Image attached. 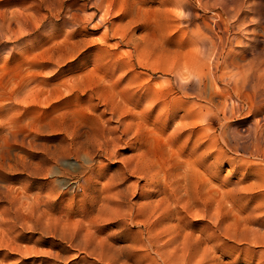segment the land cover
<instances>
[{
  "label": "rangeland",
  "instance_id": "obj_1",
  "mask_svg": "<svg viewBox=\"0 0 264 264\" xmlns=\"http://www.w3.org/2000/svg\"><path fill=\"white\" fill-rule=\"evenodd\" d=\"M185 1L0 0V242L29 252L0 246L4 264H264V0L180 90L166 66L186 70L193 31L227 17Z\"/></svg>",
  "mask_w": 264,
  "mask_h": 264
},
{
  "label": "bare ground",
  "instance_id": "obj_2",
  "mask_svg": "<svg viewBox=\"0 0 264 264\" xmlns=\"http://www.w3.org/2000/svg\"><path fill=\"white\" fill-rule=\"evenodd\" d=\"M103 0H99V2L101 3ZM180 1V0H179ZM183 1V4H181V9L184 8V2L186 3L185 0H181ZM207 1V0H206ZM197 3V2H196ZM187 4V3H186ZM224 7H223V11L224 13L226 14V18L220 13V14H216L215 16H213L211 18V24L210 23H205L206 25L204 26H207L205 28H208L209 26V31H211L213 34H214V37H208L207 35H201L198 33V30L197 28H195L197 31H193L192 33V45L194 43V45H196V48H195V54H193L194 58L193 60H191L192 62L185 66L184 69L186 70H183V69H178V66L179 65H168L166 66L165 70H169V72L173 73L174 74V77L176 79L177 82V88H179L180 90H186L189 85H190V82L191 80L193 79H196V77L198 78L199 80V83L202 85V82H203V78H204V74H206V72L210 73L211 75H213V68L218 70L220 69V62L219 61H216L214 62V57L217 59L220 58V55L224 54V48L226 46V43L228 42H232L230 41L231 39L226 35L229 30H230V24H235L237 27H241L245 24L246 22V18L243 16L244 14V11L242 10L243 7L242 5L244 4V0H223L222 3H221ZM199 5V4H198ZM208 4L205 2L203 4V6H207ZM232 5V7H230ZM191 6V5H190ZM201 6V5H200ZM246 6V5H245ZM249 6V5H248ZM211 7V6H210ZM247 7V6H246ZM212 8V7H211ZM208 9V8H207ZM213 9V8H212ZM220 9V8H219ZM248 10V9H247ZM251 10V9H250ZM185 12V11H184ZM251 12V11H250ZM196 13V12H195ZM223 13V12H222ZM182 14V13H181ZM183 15V14H182ZM181 15V17H182ZM198 15L196 14H192L190 11H189V15L186 17V18H178L179 20V24L182 25V24H187V25H195V20L197 18ZM93 17V16H92ZM210 18V17H209ZM176 20V19H175ZM105 21V19H103L102 17L99 18V24L97 25L100 26L101 24H103ZM207 21H208V18H207ZM206 21V22H207ZM229 22V23H228ZM199 24V23H198ZM227 25L226 28L224 29L225 32L221 33V35H217V33H215V30L216 29H219L221 30L223 25ZM178 25V24H177ZM179 25V27H180ZM203 25V23L201 24ZM200 26V25H199ZM185 27V26H183ZM198 27V25L196 26ZM191 28V27H190ZM187 29V28H186ZM200 29V28H198ZM244 29V28H243ZM204 30V29H203ZM242 30V29H240ZM190 31V30H189ZM235 31V30H234ZM232 30V32H234ZM202 32V30H201ZM238 33V32H237ZM236 33V34H237ZM114 34V33H113ZM190 34V33H189ZM212 34V35H213ZM106 36H109L108 32L105 34ZM187 35V34H186ZM211 35V36H212ZM133 36V35H132ZM189 36V35H188ZM191 36V35H190ZM230 36H233V35H230ZM191 38V37H190ZM236 38V37H235ZM229 39V40H228ZM199 40H200V45H203L201 48V50H198L197 48V45L199 43ZM126 41V42H125ZM244 41V40H243ZM130 42H132V38H128V34H124V35H121L120 37V40H119V43H117L118 45L119 44H129ZM143 41H140L138 42L137 44L140 45L142 44ZM236 43V42H234ZM241 44V42H240ZM233 45V44H232ZM228 48V47H227ZM232 49V48H230ZM227 51V49H226ZM229 51V50H228ZM232 51V50H230ZM233 52V51H232ZM201 54V56H200ZM227 54V53H226ZM225 55H223L224 57ZM127 57L129 58V62L132 64V61H133V57L131 55H127ZM229 57H232V56H229ZM228 57V58H229ZM210 58V62L208 61V59ZM225 60V59H224ZM221 61V60H220ZM227 62V61H226ZM175 64V63H174ZM133 66L136 65V63L133 62L132 64ZM137 65H141V67H143L144 69L148 70V71H152V72H155L157 70H161V68L158 66H155L153 64H150L149 62H143V61H140L138 60L137 61ZM232 65V64H230ZM165 66V65H164ZM184 66V65H183ZM135 67V66H134ZM162 67V66H161ZM227 69V68H226ZM163 70V69H162ZM164 70V71H165ZM163 71V72H164ZM221 71V70H220ZM215 72V71H214ZM218 72V71H217ZM230 72V71H229ZM243 72V71H242ZM171 74V75H173ZM249 76V75H248ZM229 82H227V84H231L233 83V85H235V88L234 90L239 91L240 89V85H239V82L243 81L244 85H246L249 81L248 77L245 75V74H242V73H238V74H233L231 76H229ZM218 80V79H217ZM216 80V82H217ZM257 80V79H256ZM169 81V80H168ZM252 81V80H251ZM170 82V81H169ZM175 82V81H174ZM198 82V81H197ZM167 83V82H166ZM193 83V82H191ZM225 83V82H224ZM264 83V82H263ZM169 84L167 87H163L159 90H157L156 94L157 95H160V94H166L168 93V91L172 90V88L175 87V85H173L172 83H167ZM166 86V85H164ZM240 86V87H238ZM260 87V86H259ZM264 87V86H263ZM252 89V88H251ZM224 90V89H223ZM226 90V89H225ZM224 90V91H225ZM182 92V91H181ZM155 94V95H156ZM225 99H226V102L228 101H231L233 104H234V96L233 94H231L230 92H227L226 94H223ZM237 97V96H236ZM241 97V96H240ZM238 99V98H237ZM239 101V100H238ZM238 104V103H236ZM263 122V121H262ZM261 122V123H262ZM260 123V124H261ZM264 125V124H263ZM255 126V125H254ZM253 126V128H254ZM251 128V127H250ZM262 129V128H261ZM257 130V129H256ZM260 130V128H259ZM259 132V131H258ZM253 133V132H252ZM263 133V132H262ZM262 133L258 134L257 131L254 132V138H255V143H254V147L252 148V150L250 151V154L251 155H256V156H261L262 154H264V134L262 135ZM244 138V137H243ZM251 138V137H250ZM253 138V137H252ZM253 138V139H254ZM228 144V143H227ZM246 144V143H245ZM242 147V146H241ZM49 221V220H48ZM48 223V222H47ZM46 223V224H47ZM11 231V230H10ZM255 233V232H254ZM6 235L3 234V235H0V239L3 240V238L5 237ZM8 236V235H7ZM16 244V243H15ZM183 244V243H182ZM174 245V244H173ZM0 246L4 247L5 246V249L7 248H10L13 253L12 254H15V253H24V255L26 254H29V252H26V251H23L20 247H17V245L15 247H10L11 245L9 243L7 244H4L2 241L0 242ZM177 246V245H176ZM183 246V245H182ZM26 248H28L26 246ZM30 248V247H29ZM32 249V248H31ZM36 249V248H34ZM9 251V249H8ZM167 251V250H166ZM170 251V250H169ZM39 252V251H38ZM165 252V251H164ZM33 253H37L36 251L33 252ZM11 253H6V257H11L12 256ZM47 255H50V253H47ZM54 255V254H53ZM32 256V255H31ZM163 256H165V254H163ZM56 257V256H55ZM174 257V255H173ZM172 257V260L170 262H167L169 264H189L187 262V257L186 256H182L179 257V255L176 257V258H173ZM165 258L167 259L168 257L165 256ZM50 259V258H48ZM164 259V260H166ZM3 260V259H2ZM0 260V264H4L3 261ZM166 263V261H164ZM193 262V260H192ZM34 263V262H33ZM17 264H25V261L24 259H21L19 263ZM41 264H52L50 260H45L43 262H41ZM195 264V262H194Z\"/></svg>",
  "mask_w": 264,
  "mask_h": 264
}]
</instances>
